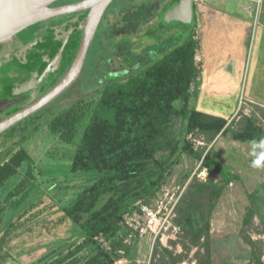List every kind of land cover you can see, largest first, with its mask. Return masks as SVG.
I'll return each mask as SVG.
<instances>
[{"label": "trees", "instance_id": "obj_1", "mask_svg": "<svg viewBox=\"0 0 264 264\" xmlns=\"http://www.w3.org/2000/svg\"><path fill=\"white\" fill-rule=\"evenodd\" d=\"M198 47L199 41L191 35L137 73L108 82L94 97L82 99L48 120V127L59 140L71 144H75L83 127L71 170L91 174L89 179L93 182L62 207L57 220L59 225L73 224L82 234L81 241L68 244L65 239L58 240L41 262L78 264L81 258L77 254L84 250L89 252L83 264H112L119 249L129 255L139 235L136 232L133 244L124 242V237L133 232L127 217L140 211L139 201L150 203L158 195L171 169L186 154L201 162L199 169L207 168L210 176L207 181L200 180L197 174L190 180L191 174L185 176L184 182H189L173 218L179 227L178 239L173 243H180L183 252L176 253L158 239L151 264H179L189 258L194 248L197 264H214L212 218L218 201L239 175L224 165L213 154V146L208 145L229 133L237 141H262L264 126L250 117L235 129L232 127L235 119L229 121L194 107L193 88L201 73L195 59ZM190 135L203 139L206 145L196 147ZM30 158L25 148L7 155L0 163V190ZM32 171L29 166L26 172L33 176ZM214 176L219 179L214 180ZM23 185L24 181L10 192L9 199L24 193L27 189L22 192ZM24 199L25 195L15 205L18 207ZM40 206L37 200L32 201L5 225L0 233V251L13 234L23 228L31 229L30 222L44 215L47 207ZM50 208L48 212L53 210ZM5 209L1 204L0 226L4 223ZM253 214L250 208L248 224ZM103 239L109 241V248ZM244 239L252 255L246 264H264V241L251 236ZM67 249L71 250L63 256ZM6 259L4 255L2 260Z\"/></svg>", "mask_w": 264, "mask_h": 264}, {"label": "rangeland", "instance_id": "obj_2", "mask_svg": "<svg viewBox=\"0 0 264 264\" xmlns=\"http://www.w3.org/2000/svg\"><path fill=\"white\" fill-rule=\"evenodd\" d=\"M173 1L149 0L140 6H134L131 13L128 11L129 17H126V23L121 21L117 14H110L111 28L107 31V40L110 44L112 39L116 44H120L121 48H124L123 53L126 56L133 59L141 57L145 61V65L153 63L185 42L194 33V23L184 25L182 23L170 24L164 21V14ZM231 1L233 2V0ZM161 5L162 10L158 14L159 17L155 22L149 23V17L158 12ZM31 33V30H28L27 34ZM117 57L113 58L112 66L107 70L106 75L111 73L110 75L118 76H89V74L81 76L69 90L47 108L41 110L38 113L39 117H33L34 123H29V120L24 121L22 124L25 125L22 128H13L11 132L7 131L0 136V163L5 160L8 154L10 155L17 149L25 148L31 155L30 160L26 161L19 172L11 176L0 190V205L6 206L0 233L5 225L32 201L37 200L39 204L41 203L40 208L47 207V210L50 207L53 208L49 212L46 210L44 215L37 220L31 221L29 224L31 229L23 228L18 230L16 235H12L5 248L0 251V264H45L40 261L41 258L47 254L51 247L56 246L54 244L58 240L65 239L68 244L81 241L82 234L76 230L73 224L59 225L57 220L62 214V207L69 204L80 191L93 182L89 179L91 174L74 173L71 170L72 159L83 127H80L78 131L75 144H71L59 140L58 135L48 127V120L72 104L97 95L107 79L112 80L113 77L114 80L126 79L131 73H126L128 72L126 71L127 65L123 58ZM139 67L135 61L133 69L138 70ZM96 78L101 84L95 81ZM240 108L238 105L229 117V121L235 119L233 128H240L250 117L264 126V118L259 117L252 110L245 109L244 111L242 109L238 113ZM179 125L180 123L176 127ZM25 136L27 137L24 138ZM211 146H213V154L232 172L239 175V179L229 185L214 211L211 229L212 259L214 264H246L252 255L244 238L251 236L255 240L264 241V160L260 166H252L254 159L264 155V140L237 141L229 133L218 137L208 145V148ZM200 165L201 162L184 154L180 162L171 169L164 187L176 189V191L178 187L185 190L189 180L196 174L200 180L207 181L210 172L207 168L200 170ZM29 166L33 167V176L26 172ZM188 174H191V177L187 182H184L185 176ZM218 179V176H214V180ZM23 181L25 189L23 188L22 192L27 190L9 199L10 192L15 191ZM161 194H163L162 190L157 197ZM23 195H25V199L17 207L15 203L17 204L16 201H19ZM157 197L153 198L150 203L155 205ZM250 208L253 209L254 214L248 224L246 219ZM158 239L163 246L175 250L176 253L183 252L180 243L175 245L173 243L177 241L178 235L177 239H174L169 233L164 237L146 233L137 239L126 258L119 259L112 264H151ZM71 249H67L63 256ZM196 251L197 248H194L189 258L179 264L186 262L197 264V259L194 256ZM88 252V250H84L77 254V257L81 258L78 264H83L84 257ZM4 255L7 257L6 260H2Z\"/></svg>", "mask_w": 264, "mask_h": 264}, {"label": "flooded vegetation", "instance_id": "obj_3", "mask_svg": "<svg viewBox=\"0 0 264 264\" xmlns=\"http://www.w3.org/2000/svg\"><path fill=\"white\" fill-rule=\"evenodd\" d=\"M76 1L78 0H60L54 3L52 7L72 4ZM147 1L149 0H115L112 2L99 24L78 80L86 74H89V76H118L116 74L110 75L111 73L106 75L107 70L112 66L113 58L116 56H118L117 58L120 56L123 58L124 63L127 65L126 71L128 72L126 73H131L129 76L146 66L144 64L145 61L141 57L133 59L126 56L123 53L124 48H121L120 44H116L113 39L111 45L106 35L111 28L109 24L110 14H117V17L126 23V17H129L128 15L133 11L134 6H140ZM159 1L161 2V0ZM161 10L162 5L158 12L149 17V23L157 20ZM88 12L89 10H84L52 17L29 27L8 42L0 44V105H2L0 108V120L44 95L68 73L80 46L83 32L82 24ZM194 20L195 10L193 23ZM71 28H73V32L65 41L62 35ZM28 30L32 32L29 35L27 34ZM135 61L140 66L138 70L133 69ZM33 78L38 79L34 86L28 90L20 89L22 85L30 82ZM109 80L111 79L104 81L103 86L110 82ZM95 81L101 84L99 79L96 78ZM111 81H114V77ZM49 105L20 121L7 131L11 132L13 128L17 127L22 128L25 125L22 124L24 121L29 120V123H34L33 117H39L38 113Z\"/></svg>", "mask_w": 264, "mask_h": 264}, {"label": "crops", "instance_id": "obj_4", "mask_svg": "<svg viewBox=\"0 0 264 264\" xmlns=\"http://www.w3.org/2000/svg\"><path fill=\"white\" fill-rule=\"evenodd\" d=\"M195 0L201 67L196 109L229 119L238 105L264 118V0Z\"/></svg>", "mask_w": 264, "mask_h": 264}, {"label": "water", "instance_id": "obj_5", "mask_svg": "<svg viewBox=\"0 0 264 264\" xmlns=\"http://www.w3.org/2000/svg\"><path fill=\"white\" fill-rule=\"evenodd\" d=\"M58 1L60 0H0V44L8 42L29 27L52 17L89 10L82 24V38L71 69L44 95L13 114L2 118L0 120V135L33 113L49 105L78 80L88 50L94 40L104 13L115 0H78L72 4L52 7ZM194 2L195 0H178L172 7L166 10L164 21L170 24H192ZM72 32L73 28L64 32L62 37L65 41ZM37 81V78H33L30 82L22 85L20 89L28 90Z\"/></svg>", "mask_w": 264, "mask_h": 264}, {"label": "built area", "instance_id": "obj_6", "mask_svg": "<svg viewBox=\"0 0 264 264\" xmlns=\"http://www.w3.org/2000/svg\"><path fill=\"white\" fill-rule=\"evenodd\" d=\"M240 113V110L238 111ZM189 138L195 142L196 147L205 145L204 140L201 138L190 135ZM198 138V139H197ZM163 194L159 195L156 200V204L143 203L139 201L140 211L133 212L129 217H127V222L133 232L124 237V242L126 244H133L135 241V234L138 233L139 237L145 235L146 233L155 234L158 236L169 235L177 239L179 232V227L173 222L175 216V208L182 196L184 189L181 190L178 187L176 189L163 188ZM107 248H109V241L103 239ZM119 255L116 256V261L126 258L125 250L119 249ZM189 264V263H183Z\"/></svg>", "mask_w": 264, "mask_h": 264}, {"label": "clouds", "instance_id": "obj_7", "mask_svg": "<svg viewBox=\"0 0 264 264\" xmlns=\"http://www.w3.org/2000/svg\"><path fill=\"white\" fill-rule=\"evenodd\" d=\"M262 160H264V155H262L260 158L254 159V160L252 161V166H253V167H258V166H260Z\"/></svg>", "mask_w": 264, "mask_h": 264}]
</instances>
